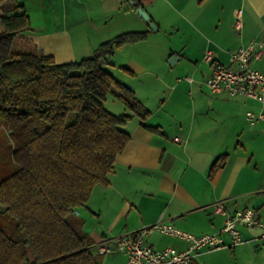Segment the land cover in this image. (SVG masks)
Wrapping results in <instances>:
<instances>
[{
  "label": "crops",
  "instance_id": "1",
  "mask_svg": "<svg viewBox=\"0 0 264 264\" xmlns=\"http://www.w3.org/2000/svg\"><path fill=\"white\" fill-rule=\"evenodd\" d=\"M138 1L157 31L125 6L127 0H8L0 9L6 15L23 6L35 30L21 40L57 63L91 57L120 34L149 31L144 40L118 49L112 58L121 60L111 58L107 67L150 115L125 126L131 139L109 184L98 185L76 215L77 230L93 242L91 253L102 264L129 263L122 253L100 255V245L159 222L202 236L216 233L237 211L254 209L264 223V122L251 125L246 118L249 111L258 114L260 105L212 94L206 85L212 69L204 62L212 51L231 66V56L253 41L264 51V0ZM237 10L241 30L234 28ZM172 57L177 59L170 65ZM255 68L264 72V52ZM221 156L223 165L212 171ZM238 228L243 244L205 251L194 264H264L261 230ZM224 239L231 243L229 235ZM146 242L156 250L187 247L180 237L158 231Z\"/></svg>",
  "mask_w": 264,
  "mask_h": 264
},
{
  "label": "trees",
  "instance_id": "2",
  "mask_svg": "<svg viewBox=\"0 0 264 264\" xmlns=\"http://www.w3.org/2000/svg\"><path fill=\"white\" fill-rule=\"evenodd\" d=\"M134 1L136 12L142 4ZM0 21V264H102L67 216L87 207L98 185L109 184L131 139L129 121L150 115L106 68L118 49L149 31L120 34L91 57L57 63L30 47L13 51L14 40L33 30L23 6ZM109 96L129 113L109 112Z\"/></svg>",
  "mask_w": 264,
  "mask_h": 264
},
{
  "label": "built area",
  "instance_id": "3",
  "mask_svg": "<svg viewBox=\"0 0 264 264\" xmlns=\"http://www.w3.org/2000/svg\"><path fill=\"white\" fill-rule=\"evenodd\" d=\"M234 28H243L241 10L235 12ZM263 52V44L253 41L231 56V66L219 63L212 51H207L204 55V62L212 69L210 77L206 80L212 94L226 93L230 97H245L260 105L261 111L258 114L253 111L246 114L251 125L264 122V72L255 68ZM175 141L182 142L180 138ZM217 209L223 212L222 204H218ZM240 225L261 230V238H264V223L259 219L257 211L245 209L229 216L224 226L214 234L195 236L159 222L154 226L120 236L113 244L106 242L100 245L99 254L122 253L127 257L129 264H194L197 257L205 251L233 249L243 244L244 240L238 228ZM155 231L180 237L187 242V247L183 250H156L146 242V236ZM225 235L231 237V243L225 242Z\"/></svg>",
  "mask_w": 264,
  "mask_h": 264
},
{
  "label": "rangeland",
  "instance_id": "4",
  "mask_svg": "<svg viewBox=\"0 0 264 264\" xmlns=\"http://www.w3.org/2000/svg\"><path fill=\"white\" fill-rule=\"evenodd\" d=\"M125 6L126 7H130L129 6V2L127 1V3H125ZM37 15V16H40V10L38 11V10H35L34 11V15ZM0 15H2L1 13H0ZM49 16H51V13H49V15H48V17ZM51 26L49 25V28H50ZM32 31L30 32V33H34V25L32 24ZM2 36H3V26H2V24H1V21H0V40H1V38H2ZM12 49H13V51H29L30 49L28 48V46H27V44L25 43V42H23L22 40H21V38H16L15 40H14V42H13V46H12ZM44 53V52H43ZM51 56V55H50ZM120 55H118V57H115V58H112V60H114V63H117L118 61H120L121 59H120V57H119ZM110 61H111V59H110ZM116 61V62H115ZM67 63H69V62H67ZM169 63V62H168ZM107 69H108V67H106ZM114 73H116V74H118V71H114ZM115 75V74H114ZM117 77V76H116ZM117 79V78H116ZM104 105H105V108L109 111V112H111V113H113V114H115V115H121V114H127V113H129V111H128V109L125 107V105L121 102V101H119L118 99H116V98H114V97H112V96H109L108 98H107V100L105 101V103H104ZM0 210H2L1 208H0ZM76 215L77 214H75L74 213V215L73 214H69L68 216H67V220L69 221V223H71L73 226H75L76 225V220H77V217H76ZM78 216V215H77ZM76 227V226H75ZM80 227H81V225H80ZM88 229H89V226H88Z\"/></svg>",
  "mask_w": 264,
  "mask_h": 264
},
{
  "label": "water",
  "instance_id": "5",
  "mask_svg": "<svg viewBox=\"0 0 264 264\" xmlns=\"http://www.w3.org/2000/svg\"><path fill=\"white\" fill-rule=\"evenodd\" d=\"M129 2V4L132 6V7H135L136 6V3L134 0H127ZM136 13L137 15L143 20V22H145L149 29L152 30V31H157L158 27L156 26V24L152 21L150 15L146 12V10H144L142 7L141 8H138L136 10ZM176 57H172L169 61V64L170 65H173L174 61H176ZM75 214L79 215V212L78 211H74Z\"/></svg>",
  "mask_w": 264,
  "mask_h": 264
}]
</instances>
